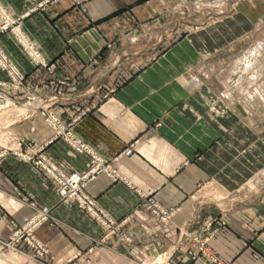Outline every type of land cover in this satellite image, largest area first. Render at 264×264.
Returning <instances> with one entry per match:
<instances>
[{
    "label": "crops",
    "instance_id": "0c3cea01",
    "mask_svg": "<svg viewBox=\"0 0 264 264\" xmlns=\"http://www.w3.org/2000/svg\"><path fill=\"white\" fill-rule=\"evenodd\" d=\"M137 1L58 0L24 18L20 27L42 58L54 62L59 76H78V82L83 85L100 80L87 76L91 71L89 64L105 53L106 43L115 37L119 40L108 51V71L120 70L111 65L114 58L119 68L133 67L139 73L123 82L124 87L114 98L104 101L94 115L74 129L84 142L103 156L111 157L141 137L148 127L160 122L150 138L141 139L130 158L120 161L118 170L139 190L155 191L154 199L164 208L177 209V213L169 228L153 219L148 221L147 226L154 231L150 234L142 232L140 223L126 225L124 230L134 240V247L129 249L130 258L137 251L151 250L156 255L157 250L167 248L171 264H208L195 249L189 248V243L176 230H202L210 225L215 234L208 247L224 264H264V206L224 211L221 207L226 198L223 191L232 189L240 180L235 168L226 172L227 156L220 147L223 144L220 129L228 127L219 118L208 120L202 111V85L198 79H189L193 77V70L202 64V32L191 34L190 42L184 40L169 46L159 57V45L154 43L152 31L146 35L149 41L151 38L154 41L144 44L143 37L147 36L141 31L124 30L128 22L125 14L112 16L122 6L134 5ZM78 2L85 8L83 14L79 12ZM154 4L152 1L135 7L134 20H147ZM0 7L13 19L29 10L30 0H0ZM117 22L118 31L114 27ZM0 44L28 82H45V69L34 68L10 34L0 35ZM0 79H3L1 73ZM53 111L62 120L71 114L68 108L55 107ZM17 131L40 143L51 136L47 127L30 120ZM45 154L52 161L65 163L75 170L84 169L87 162L86 157L75 154L60 140L48 144ZM87 190L100 209L117 221L130 217L135 210L142 212L138 198L131 191L111 184L105 177H98ZM56 193L55 185L47 177L35 175L17 157L6 156L0 164V238L9 234L14 223L31 217L30 204H34L48 209L59 222L56 228L44 225L37 232L40 240L51 247L56 261L64 264L76 251L90 249L93 239L100 235L99 228L75 208L60 203ZM208 201H213V205ZM163 231L165 240L158 234ZM107 244L117 247V251H107L109 257L126 255L124 243Z\"/></svg>",
    "mask_w": 264,
    "mask_h": 264
},
{
    "label": "rangeland",
    "instance_id": "374dc122",
    "mask_svg": "<svg viewBox=\"0 0 264 264\" xmlns=\"http://www.w3.org/2000/svg\"><path fill=\"white\" fill-rule=\"evenodd\" d=\"M57 1L30 0L29 10L10 19L11 23L6 28L0 15V35L10 34L28 62L34 68L45 69L47 74L44 83L28 82L26 75L0 44V73L3 78L0 79V164L8 155L27 163L35 175L47 177L55 185L60 203L75 208L99 228L100 235L98 239H93V246L85 252L76 251L65 259L64 264H171L165 246L162 251L157 250L156 255L148 248L147 253L137 251L136 255L129 257L134 240L128 235V230H124L125 226L137 222L143 233H154L147 226L148 221L153 219L169 228L177 209L162 207L154 199L155 191L139 190L118 170L120 161L130 158L141 139L150 138L160 122H155L141 137L111 157L103 156L74 133L77 125L94 115L104 101L119 93L124 87L123 82L137 77L139 73L133 67L119 68L114 58L111 65L120 70L114 68L108 71V51L119 40L115 37L112 42L106 43L105 53L89 64L91 71L87 76L100 78L95 79L94 84L89 81L83 85L78 82V76L56 74L54 62L49 63L42 58L20 25L30 14ZM152 1L155 2L149 12L152 15L142 22L134 20V8L146 6ZM76 4L83 14V4ZM122 15L128 18L127 27H124L127 32L139 30L147 36L146 33L152 31L156 40L154 43L159 45V57L169 46H176L184 40L190 42L191 34L202 32V64L193 70V77L189 79H198L202 85V111H205L208 120L219 118L228 127L220 129V143H223L220 147L223 155L227 156L226 172L235 168L239 174L237 180H240L232 189L223 191L226 198L222 200V210L264 206V0H138L136 4L122 6L112 13L113 17ZM114 27L118 31V22ZM148 38L143 37L144 44L154 41V38L150 41ZM184 83L187 84L186 81ZM55 107L68 108L71 114L62 120L53 111ZM29 120L49 129L51 136L46 142L27 139L23 132L17 131ZM30 130L33 133L34 128ZM56 140L66 143L75 154L86 157L84 169L75 170L47 157L46 146ZM51 165L57 167L60 176L49 169ZM74 175L82 182L72 188L69 183ZM98 177H105L113 185L126 187L138 198L142 212L135 210L130 217L119 221L110 217L87 190ZM207 203L213 205L214 202ZM30 207L33 210L31 217L22 223H14L9 234L0 238V264H62L55 260L51 247L37 235L42 226L56 228L59 222L48 209L34 204ZM176 231L182 240L189 243V248L195 249L208 264H224L208 247L215 234L210 225L202 230ZM158 234L165 240V231ZM118 241L126 245L124 252L128 255L109 257L107 251L112 253L117 251V247L107 243ZM107 257L110 260H106Z\"/></svg>",
    "mask_w": 264,
    "mask_h": 264
},
{
    "label": "built area",
    "instance_id": "2783aa9c",
    "mask_svg": "<svg viewBox=\"0 0 264 264\" xmlns=\"http://www.w3.org/2000/svg\"><path fill=\"white\" fill-rule=\"evenodd\" d=\"M4 13H5V12L2 11V10L0 9V15H1L2 18H5V16H3V15H6V13H5V14H4ZM4 25H5L4 28H6V27L8 26V25H6V20H5V19H4ZM4 28H3V29H4ZM1 30H2V29H1ZM80 148H81V147H80ZM81 149H82V148H81ZM83 150H86V149H83ZM49 169H50V170H53V171H55V172H57L56 175L60 176V173L57 171V167L51 165V167H50ZM70 181H71V182L69 183L70 186H71L72 188H75V187L78 186V184H79L80 182H82V179H81L80 177L74 175Z\"/></svg>",
    "mask_w": 264,
    "mask_h": 264
},
{
    "label": "bare ground",
    "instance_id": "6f19581e",
    "mask_svg": "<svg viewBox=\"0 0 264 264\" xmlns=\"http://www.w3.org/2000/svg\"><path fill=\"white\" fill-rule=\"evenodd\" d=\"M5 14V13H4ZM5 16V20H6V25H8V24H10L11 23V20H10V18L7 16V15H4ZM16 33L18 34L19 33V31L18 30H16ZM20 37V36H19ZM22 39V38H21ZM22 42H24L25 43V41L22 39Z\"/></svg>",
    "mask_w": 264,
    "mask_h": 264
}]
</instances>
